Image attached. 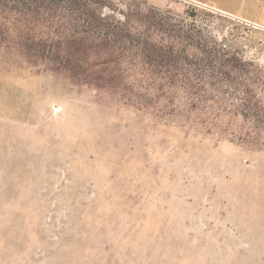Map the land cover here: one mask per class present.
Returning a JSON list of instances; mask_svg holds the SVG:
<instances>
[{
	"label": "rangeland",
	"instance_id": "374dc122",
	"mask_svg": "<svg viewBox=\"0 0 264 264\" xmlns=\"http://www.w3.org/2000/svg\"><path fill=\"white\" fill-rule=\"evenodd\" d=\"M104 4L229 54V99L139 103L1 47L0 264H264V0Z\"/></svg>",
	"mask_w": 264,
	"mask_h": 264
},
{
	"label": "trees",
	"instance_id": "16d2710c",
	"mask_svg": "<svg viewBox=\"0 0 264 264\" xmlns=\"http://www.w3.org/2000/svg\"><path fill=\"white\" fill-rule=\"evenodd\" d=\"M104 2L0 0V48L16 49L31 63H47L82 85L128 94L139 103H148L149 95L142 94H160L156 102L169 94L172 104L183 95L191 108L199 97L208 101L214 94L227 102L224 87L206 69L217 68L228 77L226 84L227 71L238 73L229 54L213 53L161 11L131 4L118 11ZM241 84L248 97L242 115L258 117L259 99L249 84ZM227 113L237 116L238 109Z\"/></svg>",
	"mask_w": 264,
	"mask_h": 264
}]
</instances>
